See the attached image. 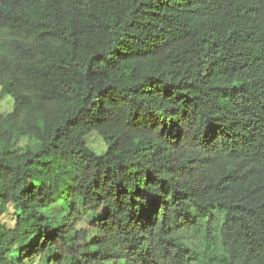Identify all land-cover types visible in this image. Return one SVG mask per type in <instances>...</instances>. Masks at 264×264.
<instances>
[{"label": "trees", "instance_id": "obj_1", "mask_svg": "<svg viewBox=\"0 0 264 264\" xmlns=\"http://www.w3.org/2000/svg\"><path fill=\"white\" fill-rule=\"evenodd\" d=\"M0 86V264H264V0H0Z\"/></svg>", "mask_w": 264, "mask_h": 264}, {"label": "rangeland", "instance_id": "obj_2", "mask_svg": "<svg viewBox=\"0 0 264 264\" xmlns=\"http://www.w3.org/2000/svg\"><path fill=\"white\" fill-rule=\"evenodd\" d=\"M1 90V86H0ZM14 99L10 94H4L0 100V111L2 113H9L13 110ZM28 143L27 138H22L21 140L16 142V145L21 148ZM87 143L91 149H93L98 154H102L107 150L108 144L101 140L99 134L97 132H92L87 136ZM20 214V211L17 210L12 205H9L4 215V222L7 225H14V215Z\"/></svg>", "mask_w": 264, "mask_h": 264}]
</instances>
